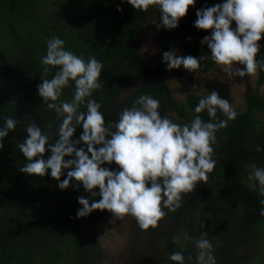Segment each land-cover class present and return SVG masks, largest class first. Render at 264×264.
<instances>
[{
	"label": "trees",
	"instance_id": "16d2710c",
	"mask_svg": "<svg viewBox=\"0 0 264 264\" xmlns=\"http://www.w3.org/2000/svg\"><path fill=\"white\" fill-rule=\"evenodd\" d=\"M196 1L204 7L214 5L212 0ZM152 15L160 21L157 4L140 10L127 0H0V127L4 117L20 119L3 139L4 147L0 150V264H101L103 252L96 227L113 216L108 210H94L87 217L78 218L76 212L81 205L77 198L93 199L81 182L73 179L67 189L61 190L50 170L42 177L20 171L26 158L18 143L27 135L28 124L34 122L54 143L62 119L47 108L37 92L43 76L52 78L58 68L41 61L49 38L58 36L65 41L66 49L86 60L95 56L102 62L103 87L94 90L92 98L101 104L105 122L111 123L113 130L119 113L131 107L142 93L157 98L161 116L177 123L190 122L195 115L205 121L212 119L206 110L194 112L199 99L206 95L188 92L179 101L165 77L163 52L172 49L181 48L184 55H203L198 73H206L217 64L211 59L210 49L200 42L202 39L181 36L192 31L196 20L193 6L175 29L157 26L156 59L141 53L138 38L142 24ZM207 32L211 34V30ZM259 43L257 59L264 60V38ZM172 72L176 79L187 74L183 66ZM256 74V88L244 94V109L236 111L237 117L216 133V166L208 173L207 181L183 194L181 207L168 212L155 228L142 230L135 220L129 264H178L169 258L176 251H182L187 261V250L176 234L188 230L191 236L195 225L198 231L206 228L212 236L214 255L220 263L253 264L259 232L264 235V216L260 215L264 196L259 188L247 184V165L256 162L264 167V124L258 117L264 113V95L258 90L264 84V71L258 70ZM131 80L135 87L123 97L122 92ZM188 80L193 81L191 77ZM73 92L74 84L65 87L60 99L71 100ZM81 110H86V105H81ZM216 115L227 119L220 110ZM82 131V127H77L72 139H79ZM77 147H84L83 142ZM50 154L46 150L44 158ZM112 164L103 166L113 169ZM66 173L64 170L61 180ZM94 191L98 193L99 189ZM203 195L209 196L214 217L202 215L206 224L202 219L194 224L198 217L191 207ZM141 238L143 241L138 243Z\"/></svg>",
	"mask_w": 264,
	"mask_h": 264
},
{
	"label": "clouds",
	"instance_id": "9594fccd",
	"mask_svg": "<svg viewBox=\"0 0 264 264\" xmlns=\"http://www.w3.org/2000/svg\"><path fill=\"white\" fill-rule=\"evenodd\" d=\"M134 9L147 10L157 4L160 10L158 27L168 30L178 27L190 6L196 0H127ZM194 27L211 30L201 41L210 49L211 59L222 66L229 77H245L264 71V60H258L262 37H264V0H223L196 10ZM235 22L236 27L232 24ZM44 65L58 66L52 78H42L37 86L38 95L50 110L62 117L58 137L50 142L49 134L34 122L26 127L24 140L18 143L26 158L20 171L27 175L50 176L58 181L61 190L70 182H81L91 194V201L79 196L81 207L78 218L87 217L94 210H108L115 219L130 215L140 229L155 228L158 222L182 205L183 194L191 193L201 181H207L216 160L213 145L216 133L225 128L229 120L237 117L232 103L222 98L215 90L200 98L194 112L204 110L210 118L203 120L195 115L190 122L177 123L161 116L160 101L148 93H142L125 107L115 122L106 124L101 104L92 98L96 89L103 87L100 80L104 66L90 56L87 60L65 48V41L58 36L47 40ZM202 55H179L176 49L163 52V61L169 70L184 69L195 72L201 67ZM243 65L244 67H238ZM46 69L45 71H47ZM74 84L71 100H61L62 90ZM86 105V110H81ZM220 110L227 119L217 117ZM20 119L4 117L0 127V150L3 139L14 130ZM77 127L83 131L79 139L72 137ZM83 142L84 147H77ZM50 152L45 159L44 153ZM259 150V149H258ZM69 157V159H65ZM115 163L118 169L104 167ZM248 178L257 182L264 196V167L256 163L247 165ZM67 170L66 178L61 180ZM99 189L97 193L95 189ZM99 195V199L95 197ZM264 204V200H261ZM167 210V211H166ZM260 215L264 216V208ZM185 239L194 240L197 264H217L212 242L207 238L196 239L187 232ZM170 260L187 264L182 251L171 253Z\"/></svg>",
	"mask_w": 264,
	"mask_h": 264
},
{
	"label": "rangeland",
	"instance_id": "374dc122",
	"mask_svg": "<svg viewBox=\"0 0 264 264\" xmlns=\"http://www.w3.org/2000/svg\"><path fill=\"white\" fill-rule=\"evenodd\" d=\"M212 3L215 4L216 0H212ZM202 5L203 4H199V2L196 1L195 5L193 6L195 16L197 9L204 8ZM158 22L159 20L157 17L152 15L146 22L142 24L138 34L140 51L144 56L149 58H155L156 55L155 31L158 26ZM235 27L236 25L234 22L233 28ZM191 30L192 31L188 33L184 32L181 36L185 38L189 36L190 39L197 40L198 38L203 39V37L208 33L207 30L197 29L194 27V25L191 27ZM176 50L179 55H184V51L181 48H176ZM238 67L242 68L244 66L238 65ZM186 73L187 74L185 78L176 79L172 69L169 70L166 66V80L170 85L174 96L179 101H183L188 92L207 95V91L210 93L211 91L215 90L222 98H225L229 101V103H232V106L236 111H241L244 109V94L247 91L254 90L256 88V73L243 78L236 76L229 77L227 73L222 71V66L218 64H216L206 73H198L197 71L191 72L188 70H186ZM188 77L193 79L192 83H189ZM134 87L135 82L134 80H131L126 87V90L122 92L123 97ZM258 90L260 94L264 95V84H262ZM258 117L264 124V113H259ZM112 167L113 169H118L119 166L113 162ZM253 182L254 181L247 180V184L250 186H255L256 188L260 187L258 183ZM191 211L197 214L198 217L194 219V224H198V220L200 219H202V223L206 224L205 218L202 217V215H204L206 218H208L207 214H209L212 219L214 217L213 212L210 210L209 196L207 195H203L202 199L198 200L197 204L191 207ZM135 220L136 219L130 215L125 216L123 219H115L114 216H111L105 221H102L96 227V238L103 252L101 264L130 263L128 251L133 241L132 234L135 235L136 233V229L133 227ZM205 224H203V226H205ZM193 229L194 230H192L191 237L196 239L201 237L207 238L213 243L212 236L207 233L206 228L204 230L201 229L198 231V227L195 225ZM185 232H188V230H184L180 234H176L177 240L183 248H186L187 256L191 255L193 257V259L190 261V264H197V250L195 248V242L194 240L185 239ZM259 234L260 238L257 239V251L253 256V258H255L253 264H264V235L261 234V231ZM141 241H143V238L139 239L137 242L139 243ZM150 260L152 259L150 258ZM216 261L217 264H222L220 263V260Z\"/></svg>",
	"mask_w": 264,
	"mask_h": 264
},
{
	"label": "bare ground",
	"instance_id": "6f19581e",
	"mask_svg": "<svg viewBox=\"0 0 264 264\" xmlns=\"http://www.w3.org/2000/svg\"><path fill=\"white\" fill-rule=\"evenodd\" d=\"M217 3V2H216ZM191 32V31H190ZM195 33V32H194ZM174 35V34H173ZM179 35V34H178ZM175 40V39H174ZM162 42V41H161ZM201 42V41H200ZM163 43V42H162ZM149 44V43H148ZM177 45H178V43H177ZM176 45V46H177ZM152 46V45H151ZM162 46V45H161ZM164 48V47H163ZM161 49V48H160ZM156 59V58H155ZM158 59H161L160 57L158 58ZM191 83V82H190ZM262 83V82H261ZM261 86V85H260ZM188 121V120H187ZM246 158V157H245ZM255 159V158H254ZM259 159V158H258ZM250 161V160H249ZM256 163V162H255ZM261 167V166H260ZM10 246V245H9ZM14 250V249H13ZM12 249H11V251H13ZM8 251V250H7Z\"/></svg>",
	"mask_w": 264,
	"mask_h": 264
}]
</instances>
